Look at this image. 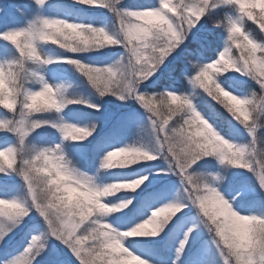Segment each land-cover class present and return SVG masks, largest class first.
I'll return each instance as SVG.
<instances>
[{"label": "clouds", "instance_id": "clouds-1", "mask_svg": "<svg viewBox=\"0 0 264 264\" xmlns=\"http://www.w3.org/2000/svg\"><path fill=\"white\" fill-rule=\"evenodd\" d=\"M98 2L83 0L82 4L92 6ZM105 8L116 18L113 30L54 19L47 27L37 25L28 35L9 33L17 37L11 41L5 37L4 40L12 45L22 46L24 54L23 59H17L11 68L9 64L0 67V105L12 114L11 118L0 119V131L10 121H24L28 128H34L38 119H33L31 113L61 112L69 104L86 103L70 98L63 85L47 83L44 76L36 71H31L29 77L28 62L36 66L54 62L52 57L42 55L41 43L58 45L74 54L122 46L124 53L114 64L93 73L111 84L112 95L125 100L136 99V94H139L143 99L153 100L156 110L151 114L157 126L170 116V109H175L177 117L175 124L167 129V137L176 145L178 152L189 142L177 135V129L188 124L194 133H198L195 135L197 142L207 144L211 141L209 150L212 157L221 164L251 169L253 162H257L256 170L264 173V137L259 135V130L264 129V0H158L156 5L138 8L128 7L126 0H108ZM4 11V6L0 5V13ZM17 11L24 14L23 8L17 7ZM220 11L222 15H216ZM205 18L212 28L226 33V40L223 50L211 63L189 61L196 70L189 80L193 90L182 94L172 90L152 94L140 91L167 58L187 42L192 30ZM251 25L256 26L259 36ZM82 64L85 69L93 67ZM82 73L89 79L87 72ZM232 73L251 78L259 86V91L254 89L249 95L239 94L229 82ZM32 81L41 85L39 90L27 87ZM103 86L101 84V88ZM129 88L135 92H130ZM98 92L101 97L105 96ZM200 94L220 105L242 125L252 137L251 142H234L217 131L198 110L196 99ZM71 127L72 136L64 137L72 141H83L96 129L95 124L90 128L75 124ZM196 147L195 143L190 144L182 159H191ZM15 148L13 171L22 178L27 174L31 187L22 204L0 201V211L27 217L29 209L38 203L46 213L42 217L48 228L49 224L58 230H67L72 224L83 226L82 239L87 241V247L93 252L108 253L103 262L96 261V264H146L127 245L134 238L151 236V231L143 227L148 220L166 226L186 207L183 203L164 205L154 210L148 220L126 229L112 222L110 218L123 213L133 203L131 199H121L120 194L135 192L147 177L101 183L100 170L127 169L151 161L148 157L153 153L145 148H118L108 152L102 158L96 175L81 171L59 144L54 148H36L26 141H19ZM0 161L12 164L13 157L0 150ZM233 161L239 163L234 164ZM189 173L194 187L185 188L187 199L197 207L205 227L212 234L222 264H264V216L242 214L236 210L220 188L214 186L216 181L226 180V176L217 173L203 177L192 169ZM166 209L172 211L156 215V212ZM0 229L9 234L13 226L7 220H0Z\"/></svg>", "mask_w": 264, "mask_h": 264}, {"label": "rangeland", "instance_id": "rangeland-1", "mask_svg": "<svg viewBox=\"0 0 264 264\" xmlns=\"http://www.w3.org/2000/svg\"><path fill=\"white\" fill-rule=\"evenodd\" d=\"M157 3L158 0H126L127 6L131 8L149 4L156 5ZM45 4L57 17L62 16L69 22L90 24L109 30L116 27L115 16L106 8H93L91 11L85 12L53 3L52 0H46ZM200 25L201 23L192 30L187 42L167 58L165 64L152 79L142 85L140 91L143 92L144 88L152 87L159 75L181 54L186 44L196 40ZM18 28L21 27L2 22L0 32ZM1 41L3 44L8 43L12 49L18 50L10 42L3 39ZM39 48L42 55L52 57L54 62L49 65H41L37 72L44 76L47 83L54 86H64L65 76L57 73L51 68V65L64 62L63 58L68 55L95 66H111L124 53L122 46H109L82 54H74L68 50L47 52L40 46ZM219 52L217 51V56L212 60L218 57ZM232 75L242 79H251L239 73H232ZM78 82L79 84L76 82L71 89V93L83 95L89 103L81 107L70 106L64 118L69 116L74 124L81 127L90 128L95 124L96 129L93 134L83 141H72L65 139L59 127L51 126L48 129V124H45L32 131L27 137L26 143L36 148H54L59 144L64 149L66 156L81 171L90 175L98 173L102 158L114 149L145 148L152 151L154 155L158 156L156 160L144 161L127 169L100 170L99 181L101 183L147 177L135 192L129 191L120 194L121 199H131L135 203L133 207L136 210L127 215L116 214L110 219L119 228L126 229L148 219L151 212L159 207L183 203L186 205L184 210L177 214L178 218L173 217V220L164 227L155 244L145 245L131 242L127 246L147 264H222V258L219 249L213 242L212 234L205 227L197 207L187 199L183 178L170 170L167 154L160 149L157 132L152 123V114L136 99L121 100L112 94L101 97L84 77H81ZM238 93L245 95L241 92ZM90 105H96L98 108ZM198 110L204 114L199 107ZM11 115L8 110L0 108L1 118H11ZM33 119L53 123L55 116L35 114ZM63 124H67V122ZM230 130V134L220 131L226 139L234 142L243 144L251 142L252 137L237 121L231 122ZM94 139L95 144H92ZM18 142L17 135L11 132H0V150L15 147ZM192 171L203 177L217 173L226 176V180L216 181L214 186L220 188L226 198L234 204L236 210L242 214L264 216V187L261 186L258 176L253 171L221 164L216 157L199 161ZM0 197L14 198L22 202L28 198L27 186L23 178L11 170H8L7 173H0ZM120 217H124V219L121 220ZM0 220L7 219L0 217ZM7 222L13 226L11 221L7 220ZM189 230L194 231L189 235ZM33 236L42 237L41 243L44 244V248L39 255L35 256L32 264H79L74 253L64 243L49 234L45 220L34 208L30 210L27 217L23 218V222L15 226L13 231L5 237L4 242L0 243V264H6V262L15 260L22 255ZM185 237H187V243L181 251L180 244L184 242ZM35 251L38 250H34V253Z\"/></svg>", "mask_w": 264, "mask_h": 264}, {"label": "snow or ice", "instance_id": "snow-or-ice-1", "mask_svg": "<svg viewBox=\"0 0 264 264\" xmlns=\"http://www.w3.org/2000/svg\"><path fill=\"white\" fill-rule=\"evenodd\" d=\"M78 2L83 3V0H78ZM36 3L39 6H43L46 3V0H36ZM107 4H108V0H99V2L97 4H94L91 7H93V8H101V7L105 8L107 6ZM53 22H54V19L39 18L35 21L30 22L27 27L0 32V39L4 40L5 37H8V40L11 41V40L17 39V37L14 35H9V33L23 32L24 35H28L31 33L32 29L35 28L37 25L47 27L48 25L52 24ZM189 28H191V23L189 24ZM181 36H182V34H181ZM21 39H22V37H21ZM14 46L19 51L20 59H23V54H24L23 47L20 46L19 44H16ZM218 55H219V53H218ZM63 59L67 63L74 64L81 72H87L90 82L93 84V86H95L100 91L101 95L114 94V90H113L110 83H105L103 81L102 77L93 75L94 72L101 71V69L103 67H90L88 69H85L83 67L82 62L77 63L76 59H73L71 57H65ZM212 61L213 60H211V62ZM211 62H207V63H211ZM14 63H16V61L8 63L9 68H11L12 64H14ZM2 66L3 65H0V67H2ZM157 67L159 68V66H157ZM159 70H160V68H159ZM6 75H7V73H6ZM101 84L104 85L102 88H101ZM231 85H232L233 89H235L236 88V81L233 80L231 82ZM129 91L135 92V89L129 88ZM136 99L150 113H152L156 110V105H155V102L153 100L143 99V98H141V96L139 94H136ZM90 106L98 108V106H96V105H90ZM0 107H3V106L0 105ZM36 113H39V112L31 113V115L34 116ZM156 114L159 115L158 112H156ZM203 115L213 124V126L217 129V131H219L222 134V132L216 127V120L221 115L217 111L216 105L210 104L208 113L206 115L205 114H203ZM176 117H177L176 110L170 109V116L167 117L166 119H164L160 123L159 126H157V124L154 120H152V123H153V127L155 128V130L157 132V139H158V142L160 144V149L163 150L164 152H166V154H167L166 158L170 162V170L174 171L177 175H180L183 178V181L185 183V188L187 189V188L194 187V185L191 183L193 178L190 175L189 170L193 169L194 166H197L199 161H201L205 158L212 157L213 153L209 150L210 145H211V141H209L207 144H200L195 139V135H198V133H194L193 128H191L188 124H184L183 126H181L177 129V135L184 138L185 140H187L189 142L188 146H190V144H192V143H195L197 145V147H196V150L193 152L191 159H188V160L182 159V155L187 152L188 146H186L185 148L181 149L178 152L176 150V145L173 143H170L169 138L167 137V129L175 124ZM48 123H50V122L37 120L36 126L34 128H28L25 125L24 121H14V122L10 121L4 125V129L0 132H9V129H10L11 133L17 135L18 140L22 143V142L26 141L27 137L30 135V133L32 131H34L35 129L40 128V127H42ZM192 123L194 124L195 121H192ZM52 126L59 127L61 132L66 136V138L72 136L73 129L71 127V124H61V125H54L53 124ZM92 131L94 132L95 130H92ZM84 135H87V133H85ZM3 151H5L6 153L10 154L13 157V163L12 164H9L6 161H0V173H7L8 170L13 171V169L15 167L14 159H15V154H16V148L15 147L6 148V149H3ZM157 158H158V156L154 155V154H152L151 157H148V159H150L151 161L156 160ZM224 159L226 160V158H224ZM233 163L235 164V163H239V162L233 161ZM257 167H258V163L253 162L251 169H248V170L253 171L258 176V179H259L261 186L264 187V173L258 172L256 170ZM23 180L26 183L27 191H29L31 186H30L29 178H28L27 174L24 175ZM0 201H6L11 205H19V204L23 203L22 201H20L18 199H14V198L10 199V198L0 197ZM189 201L192 205H194V203L191 200H189ZM33 208L41 216H46V213L43 211V209L41 208V206L38 203L33 204V206L29 209V214H30V210ZM159 208H162V207H159ZM168 211H172V209H166L164 212H156V215L157 216L166 215ZM181 212L182 211H180L179 213H181ZM152 213H153V211L151 212V215H152ZM0 216L11 221L13 224V228L15 226H18L19 223H22L23 218H25L22 215L15 214L12 212H8L7 210L0 211ZM175 218H178V215L175 216ZM119 219L123 220L124 217H120ZM146 220H148V219H146ZM143 227L145 229H148L151 231V236H149V237H155V236H158L161 233V231H163L165 226L154 224L151 220H148V223L143 225ZM48 229H49V234L52 237H55L58 240H60L74 253V255L79 260V264H96V261L103 262L104 257L106 255H108V253H106L104 251L93 252L91 249H89L87 247V241L82 239V235L84 232L83 226L78 227L77 225L72 224L68 227L67 230H58L57 228L52 227L49 224ZM192 231H194V230H189V235L191 234ZM8 235L9 234H6L3 231V229H0V240H2V242H0V243H3L5 240V237H7ZM146 235H147V233H146ZM89 239H91V237H89ZM41 240H42L41 236H33L31 238V241H30L28 247L25 249L24 253L22 255H20L19 257H17L15 260L6 262V264H32L33 260L35 259V256L39 255L40 251H42L44 248V244L41 243ZM186 243H187V237H185L184 242H182L180 244V250L181 251L184 249ZM34 250H38V251H35V253H34ZM118 250L119 249H116V251H118Z\"/></svg>", "mask_w": 264, "mask_h": 264}, {"label": "trees", "instance_id": "trees-1", "mask_svg": "<svg viewBox=\"0 0 264 264\" xmlns=\"http://www.w3.org/2000/svg\"><path fill=\"white\" fill-rule=\"evenodd\" d=\"M53 3L62 4L68 8L82 10V11H91L93 7L86 6L82 3H79L78 0H52ZM0 5H3L5 11L0 13V26L2 22H6L15 27H27L28 24L32 21H35L39 18H49V19H64L62 16H56L50 9L46 7V4L43 6L37 5L34 0H0ZM17 7L23 8L24 14H20L17 11ZM216 15H222V11L217 12ZM66 20V19H65ZM201 27L197 33V38L194 41L188 42L184 47L181 54L177 57L175 61L164 71L162 72L156 83L152 85L150 88H144L143 92L158 93L164 90H175L178 94H182L183 92H191L192 86L189 84V80L195 74V69L193 65L189 62L190 60H195L198 63H207L210 62L213 58L217 56V51H222L225 40H226V33L221 29H214L211 26L210 21L205 18L201 22ZM253 29L257 31V35L259 36V31L256 29L255 25H251ZM0 39V65H6L13 61H16L20 58L19 51L16 49H12L8 43H1ZM44 51L51 52V51H63L65 49H61L58 45H53L50 43H41L39 45ZM259 55V53L257 54ZM67 57H71L74 59L72 55H68ZM87 65L93 67H107L106 65L102 66H95L92 63L83 62ZM116 62V61H115ZM114 62V63H115ZM112 63V64H114ZM29 64V77L31 71H38L41 66H36L32 62H28ZM111 64V65H112ZM51 68L57 71V73H61L65 76L64 79V87L67 90V95L73 99H81L86 101V103H78V104H69L66 108H64L61 112H46V113H36L37 115H54L55 120L52 121L55 124H63L67 122V124H74L69 118L64 115L67 113V109L70 106L81 107L85 106L89 101L83 97V95L72 94L71 89L75 86L77 82L79 84V80L81 77H84L87 82L95 88L93 84L89 81L87 76L82 73L74 64H70L67 62H61L58 64L51 65ZM232 79L229 81L230 83L235 80L236 81V88L237 92H241L245 95H249L252 90H258V86L254 83L251 79H242L230 74ZM78 86V85H77ZM31 90H39L41 85L35 81H32L27 85ZM96 91H98L96 89ZM199 92V90H197ZM92 97V96H91ZM90 97V99H92ZM197 106L204 112L206 115L209 111V105L215 104L217 111L221 114L219 118L216 120V127L219 130H222L224 133L230 134L231 130V122L235 120L218 104L211 101L206 95L200 94L196 99ZM4 109L3 107H0ZM0 119H3L0 117ZM53 123H48V129L53 125ZM77 125V124H75ZM79 126V125H77ZM81 127V126H79ZM259 135L264 137V129L259 130ZM92 144H95V139ZM81 145H88V144H81ZM135 203L133 202L129 208L125 209L122 214H129L136 210L133 207ZM159 238L158 236L155 237H137L134 238L133 242H138L140 244L145 245H153L155 241ZM147 264V262H146Z\"/></svg>", "mask_w": 264, "mask_h": 264}]
</instances>
